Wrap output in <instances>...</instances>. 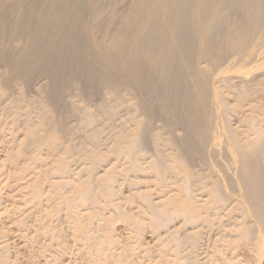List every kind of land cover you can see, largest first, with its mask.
<instances>
[{"label": "bare ground", "instance_id": "1", "mask_svg": "<svg viewBox=\"0 0 264 264\" xmlns=\"http://www.w3.org/2000/svg\"><path fill=\"white\" fill-rule=\"evenodd\" d=\"M0 68L2 94L12 102L0 104L1 121H18L25 91L36 94L26 107L38 113L26 146L56 153L73 134L69 119L81 117L90 127L84 141L98 148L105 128L98 118L106 127L121 120L111 151L126 159L125 170L143 172L142 160L151 158L163 196L177 208L178 185L188 219L211 208L238 211L249 235L245 245L260 255L251 249L248 258L261 263L264 0H0ZM221 87L242 96L246 129L232 126L237 111ZM71 92L95 112L82 109ZM97 154L90 158L98 165L104 160ZM66 160L59 159L58 170ZM90 187L80 188L84 200L94 198ZM151 206L159 224L175 209Z\"/></svg>", "mask_w": 264, "mask_h": 264}, {"label": "rangeland", "instance_id": "2", "mask_svg": "<svg viewBox=\"0 0 264 264\" xmlns=\"http://www.w3.org/2000/svg\"><path fill=\"white\" fill-rule=\"evenodd\" d=\"M19 87L24 93V85ZM2 90L0 82V104L12 103L10 100L5 102ZM221 90L226 94L227 103L237 111L232 117V126L246 129L241 121L245 116L239 109L242 96L230 94L227 87H221ZM25 92L18 107L21 115L18 113V121L13 122L12 118L4 116L3 121L0 120V262L252 264L248 255H254L250 251L253 249L256 256L257 247L245 245L249 235L245 233L244 219L238 211L229 207L217 212L211 208L200 215L193 212L196 216L188 219L178 185H174L175 191L172 192L180 195L177 208L169 204V195L163 196L165 193L155 172L149 168L151 158L142 160L146 168L143 172L125 170L126 159L111 151L121 120L106 127L107 121L98 118L96 124L105 127L101 129L98 148L84 141L90 127L81 117L69 119V125L74 127L73 134L70 140L61 139L64 144L61 143L58 153L52 152L48 146L38 150L26 146V130L35 125L33 122H37L38 113L35 108L27 113L28 101L32 102L36 94ZM70 94V99L77 100L82 109L95 112V106L89 100L76 93ZM27 114L31 120L26 119ZM70 144L75 148L69 157L67 146ZM94 151L104 160L98 165L90 158ZM62 158L67 159V168L58 170ZM109 176L114 180L111 184L112 181H107ZM86 184L91 186L96 200H84L81 196L80 188ZM37 185L38 194L34 190ZM66 198H73V202L68 203ZM202 198L208 200L207 195ZM152 203L154 206L168 204L175 207L167 209L165 224L164 221L161 223L163 226L156 222ZM262 258L260 264H264Z\"/></svg>", "mask_w": 264, "mask_h": 264}]
</instances>
